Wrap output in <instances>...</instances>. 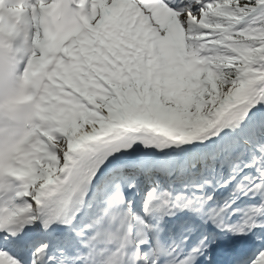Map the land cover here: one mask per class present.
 <instances>
[{
    "label": "bare ground",
    "instance_id": "obj_1",
    "mask_svg": "<svg viewBox=\"0 0 264 264\" xmlns=\"http://www.w3.org/2000/svg\"><path fill=\"white\" fill-rule=\"evenodd\" d=\"M160 16L164 15L159 13L157 17ZM156 36V33L147 30L125 29L119 30L111 36H106L108 46L93 42L96 43L98 50L108 48L104 53L95 56L92 62L83 64V67L89 69L84 77L88 78L91 84H83L82 74L79 70L74 69L66 72L67 74L64 71L66 77L68 76V84L70 83L69 86L72 87L73 91L67 90L64 96V92L61 91L60 96L62 97L58 100V106L46 114V130L37 138L41 146L40 153L38 148L34 147L35 154L32 156L45 170L36 171L33 166L24 173L30 190L33 186H41L42 182L48 180L53 174L59 173V170L46 169L43 165L44 162L52 160L54 152L58 153L53 146L55 140L59 142L62 148H82L87 144L117 137L122 132L143 129L159 132L164 138L187 141L191 143L189 146H194L207 141L211 131L221 134L227 133L225 127L216 128L215 125H226L233 119L246 115L245 110H233L216 118L209 112L205 114L204 111L201 115L190 114V111H180L173 113V116H168L170 111L165 110L159 118L154 117V114L151 115V105L144 98L143 89L125 81L130 79L140 64L147 65L150 63L153 58ZM86 59L87 57H85ZM112 78H118L116 84L119 89L117 92L107 94L105 90L109 86L106 85V82L111 83ZM86 93L91 94V97L87 98ZM82 107L84 108L81 109ZM78 113L81 114L82 118L80 123L75 125L73 123L75 121L73 120L71 123L70 119H75ZM221 113V110L216 112L217 115ZM176 116H183L184 119L178 121ZM194 124H198V128L201 129L197 132L188 133ZM183 129L184 132L181 131ZM201 135L204 136L200 138ZM192 136H196L197 139L195 141L189 139ZM175 143L178 144L179 142L175 141Z\"/></svg>",
    "mask_w": 264,
    "mask_h": 264
},
{
    "label": "rangeland",
    "instance_id": "obj_2",
    "mask_svg": "<svg viewBox=\"0 0 264 264\" xmlns=\"http://www.w3.org/2000/svg\"><path fill=\"white\" fill-rule=\"evenodd\" d=\"M228 64H230V62H229V60H228V62H227ZM176 86L175 87H172V91L168 88V90H169V92L170 93H172V94H176L178 91H176ZM205 96V95H204ZM204 96H198V97H196L194 100H193V105L191 106H189V108L188 109H184V108H180L181 106H182V104H184V103H186V102H188V100H185V101H183V98H180V101H181V103H179V106H178V108H177V110H182V111H184V110H199V108H201V106L202 107H204L205 106V108L204 109H206L207 110V108H208V110H209V107H208V102H207V99H206V96L204 97ZM183 101V102H182ZM190 101H192V100H190ZM197 101H201V103L199 104V105H197V106H199L197 109H195L197 106H195L196 104H197ZM188 104V103H187ZM203 104V105H202ZM159 108H162V109H172V107H171V105H167V106H163V107H159Z\"/></svg>",
    "mask_w": 264,
    "mask_h": 264
}]
</instances>
